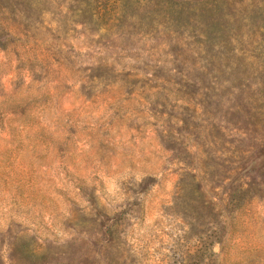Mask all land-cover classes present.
<instances>
[{
  "label": "rangeland",
  "instance_id": "1",
  "mask_svg": "<svg viewBox=\"0 0 264 264\" xmlns=\"http://www.w3.org/2000/svg\"><path fill=\"white\" fill-rule=\"evenodd\" d=\"M0 264H264V0H0Z\"/></svg>",
  "mask_w": 264,
  "mask_h": 264
}]
</instances>
